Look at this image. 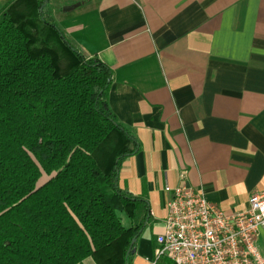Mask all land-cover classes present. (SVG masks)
Wrapping results in <instances>:
<instances>
[{
    "label": "crops",
    "instance_id": "1",
    "mask_svg": "<svg viewBox=\"0 0 264 264\" xmlns=\"http://www.w3.org/2000/svg\"><path fill=\"white\" fill-rule=\"evenodd\" d=\"M47 10L111 68L109 108L138 143L119 185L150 215L129 264H152L165 187L182 173L227 214L264 192V0H49ZM257 243L264 257V228Z\"/></svg>",
    "mask_w": 264,
    "mask_h": 264
},
{
    "label": "trees",
    "instance_id": "2",
    "mask_svg": "<svg viewBox=\"0 0 264 264\" xmlns=\"http://www.w3.org/2000/svg\"><path fill=\"white\" fill-rule=\"evenodd\" d=\"M48 2L0 9V264H129L150 215L119 185L138 143L109 108L113 71Z\"/></svg>",
    "mask_w": 264,
    "mask_h": 264
},
{
    "label": "built area",
    "instance_id": "3",
    "mask_svg": "<svg viewBox=\"0 0 264 264\" xmlns=\"http://www.w3.org/2000/svg\"><path fill=\"white\" fill-rule=\"evenodd\" d=\"M165 187L167 216L156 237L152 264H264L258 237L264 228V192L252 194L246 210L227 214L186 183Z\"/></svg>",
    "mask_w": 264,
    "mask_h": 264
},
{
    "label": "rangeland",
    "instance_id": "4",
    "mask_svg": "<svg viewBox=\"0 0 264 264\" xmlns=\"http://www.w3.org/2000/svg\"><path fill=\"white\" fill-rule=\"evenodd\" d=\"M49 178H50V176H48L47 174L43 173V176L41 177V179H40L38 185H39V186L42 185V184L45 183ZM123 220H124L125 225H127L128 220H127V218H125V216L123 217Z\"/></svg>",
    "mask_w": 264,
    "mask_h": 264
},
{
    "label": "water",
    "instance_id": "5",
    "mask_svg": "<svg viewBox=\"0 0 264 264\" xmlns=\"http://www.w3.org/2000/svg\"><path fill=\"white\" fill-rule=\"evenodd\" d=\"M135 241H136V239H134L132 243H134Z\"/></svg>",
    "mask_w": 264,
    "mask_h": 264
}]
</instances>
